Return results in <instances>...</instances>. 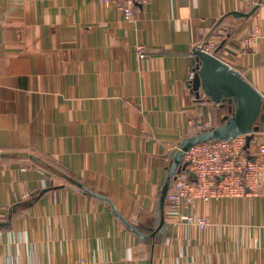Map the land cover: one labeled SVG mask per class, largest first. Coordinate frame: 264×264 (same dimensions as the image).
<instances>
[{
    "label": "crops",
    "instance_id": "1",
    "mask_svg": "<svg viewBox=\"0 0 264 264\" xmlns=\"http://www.w3.org/2000/svg\"><path fill=\"white\" fill-rule=\"evenodd\" d=\"M210 42L264 96L261 0H150L131 20L100 0H0V264H264V186L197 202L206 229L168 218L150 243L70 185L154 223L170 153L229 112L189 86Z\"/></svg>",
    "mask_w": 264,
    "mask_h": 264
},
{
    "label": "built area",
    "instance_id": "2",
    "mask_svg": "<svg viewBox=\"0 0 264 264\" xmlns=\"http://www.w3.org/2000/svg\"><path fill=\"white\" fill-rule=\"evenodd\" d=\"M105 6L119 9L126 19H133L135 7L150 0H100ZM264 6V0H261ZM256 39L251 33L246 43ZM216 54V44H199ZM194 49V50H195ZM142 51V52H141ZM141 57L145 56L140 47ZM217 55V54H216ZM194 77V76H193ZM206 97L203 93L198 97ZM206 124L205 129H209ZM255 138V136L253 137ZM252 138V139H253ZM252 142V140H251ZM186 169L177 174L168 193L165 205L166 219L175 224H186L206 229L210 220L206 215H195L191 209L197 202L219 201L225 198H255L264 186V141L257 150L248 145L247 136L240 135L229 140H211L199 143L185 154Z\"/></svg>",
    "mask_w": 264,
    "mask_h": 264
},
{
    "label": "water",
    "instance_id": "3",
    "mask_svg": "<svg viewBox=\"0 0 264 264\" xmlns=\"http://www.w3.org/2000/svg\"><path fill=\"white\" fill-rule=\"evenodd\" d=\"M232 14L249 15L238 11H234ZM193 53L196 55L198 63L194 68V77L189 83L192 93L197 96L203 93L209 100L222 108L228 107L229 112L222 118L219 125L183 138L177 149L170 153L171 163L158 198L159 226L152 229L150 233L141 231L138 226L117 211L113 201L108 196L93 192L84 184L79 183L80 188L86 193L108 202L111 205L113 214L141 238H150L160 230H166L165 205L168 193L177 174L186 169L185 154L192 146L211 140L234 139L240 135L247 136L249 145L254 135L261 131L264 126L263 94L238 69L216 54H211L203 49H195ZM51 189L41 190L37 197L31 201H26L25 204L33 203ZM5 224L6 222H0V225Z\"/></svg>",
    "mask_w": 264,
    "mask_h": 264
},
{
    "label": "trees",
    "instance_id": "4",
    "mask_svg": "<svg viewBox=\"0 0 264 264\" xmlns=\"http://www.w3.org/2000/svg\"><path fill=\"white\" fill-rule=\"evenodd\" d=\"M195 57H196V55H195ZM197 63H198V61H197V58H196V65H197ZM196 65H195V67H196ZM203 100H204V101L211 102V103H214V102H212L211 100H209L208 97H204ZM201 101H202V100H201ZM217 125H219V124H216L215 126H217ZM213 127H214V126H213ZM200 131H201V130H200ZM194 133H197V132H194ZM79 183H82V182H79L78 180H72V181L70 182V185H72V186H74V187H76V188L82 190V188H80V186H79ZM40 191H41V190L35 192V193L33 194V198L37 197ZM82 191H84V190H82ZM84 192H85V191H84ZM158 198H159V197H158ZM23 206H27V204H25V201L22 202V203L17 204L16 206H13L12 209H11V213H10V215L13 216V214L16 213V212L18 211V209H19L20 207H23ZM159 223H160V218H159V201L157 200L156 211H155V221H154V223H153L152 225H149V226H139V229H140L141 231H143V232L150 233V232H152V229H156V228L159 226ZM166 225H167V224H166ZM166 230H167V228H166ZM166 230H160L155 236L150 237V238H141V237H140V238H141L143 241H145V242H150V243H158V242H162V241L165 240V236H166L165 231H166Z\"/></svg>",
    "mask_w": 264,
    "mask_h": 264
},
{
    "label": "rangeland",
    "instance_id": "5",
    "mask_svg": "<svg viewBox=\"0 0 264 264\" xmlns=\"http://www.w3.org/2000/svg\"><path fill=\"white\" fill-rule=\"evenodd\" d=\"M199 128H200V127L197 126V127L195 128V132H197V130L199 131V130H202V129L204 130V129H205L204 127L200 128V129H199Z\"/></svg>",
    "mask_w": 264,
    "mask_h": 264
}]
</instances>
